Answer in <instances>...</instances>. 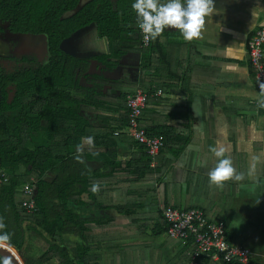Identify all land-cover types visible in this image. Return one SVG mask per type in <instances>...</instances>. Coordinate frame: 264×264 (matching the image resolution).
Returning <instances> with one entry per match:
<instances>
[{
    "label": "trees",
    "instance_id": "trees-1",
    "mask_svg": "<svg viewBox=\"0 0 264 264\" xmlns=\"http://www.w3.org/2000/svg\"><path fill=\"white\" fill-rule=\"evenodd\" d=\"M81 1L0 0L1 27L12 35L46 42L43 62L23 58L6 66L0 58V219L5 224L0 235L7 233L9 240L3 242L16 248L6 243L0 246L12 257L18 256L19 250L29 258V264H113L105 252L102 254L110 243L112 246L104 230L109 222L92 216L89 206L95 203L107 210L104 190L119 172L155 175V185L166 190L163 209L181 208L172 202V183L164 179L190 140L178 138L171 127L157 125L158 106L164 102V95L159 98L153 94L160 89L166 91L158 75L159 37L148 48L144 46L132 8L134 0H92L80 8ZM91 26H96L100 38L107 42L108 54L79 58L63 48L66 41ZM138 50L144 84L115 82L108 93L99 87L100 77L92 75L95 63L105 71L113 70L119 66L116 61ZM139 89L150 95L140 126L149 137L165 138L155 166L146 147L129 136L128 96ZM89 136L94 138L91 146L87 145ZM122 145L135 148L131 160H120ZM78 146H82L81 151H77ZM134 181L141 179L135 177ZM27 184L35 188L37 211L33 214L23 207ZM94 185L98 186L96 191ZM158 185L153 188L155 195ZM192 208L206 213L199 207L185 209ZM206 215L210 222L221 223ZM157 218L159 235L166 233L163 210ZM32 237L41 238L47 245L38 261L29 253ZM228 239L234 242L230 236ZM115 241V247L120 248L121 239ZM188 250L185 246L184 264L189 260ZM253 260L264 264L262 258L254 256ZM200 264L239 263L214 262L203 256Z\"/></svg>",
    "mask_w": 264,
    "mask_h": 264
},
{
    "label": "crops",
    "instance_id": "crops-1",
    "mask_svg": "<svg viewBox=\"0 0 264 264\" xmlns=\"http://www.w3.org/2000/svg\"><path fill=\"white\" fill-rule=\"evenodd\" d=\"M215 7L206 18L201 38L186 41L179 30L169 28L159 36L158 75L166 91L160 89L163 94L158 96L164 95V102L158 106L157 125L171 127L178 138L190 140L164 180L172 183V202L204 208L210 219H220L226 226L234 244L251 249L255 259L264 261V96L257 88L247 55L250 37L264 25V0H215ZM82 31L68 41L91 33ZM98 38L102 49L97 45L96 51L87 54L65 49L68 41L63 48L79 58L108 54L107 42L99 33ZM70 43V48L75 46L74 41ZM229 48L230 56L224 54ZM141 55L139 50L127 55L116 61L119 66L113 70L105 71L95 63L92 75L100 77L98 85L107 93L115 82L142 85L145 74L138 68ZM229 65L232 70H228ZM126 68L136 70L137 82L121 81L123 75L117 79ZM220 148L224 156L217 158L212 150ZM135 152L133 146L122 145L120 160H131ZM222 158L232 161L236 172L244 175L242 181L229 180L222 186L210 183L208 173ZM146 175L119 172L104 190L107 210L90 203L92 216L109 222L104 230L112 246L109 242L110 247H105L102 254L105 252L113 264H184L185 244L170 239L167 232L159 235L157 228L166 190L155 185V175ZM135 177L141 181L135 182ZM157 185L160 189L155 195L153 188ZM238 218L245 226L242 230L237 229ZM117 239H121L120 248L115 247Z\"/></svg>",
    "mask_w": 264,
    "mask_h": 264
},
{
    "label": "built area",
    "instance_id": "built-area-1",
    "mask_svg": "<svg viewBox=\"0 0 264 264\" xmlns=\"http://www.w3.org/2000/svg\"><path fill=\"white\" fill-rule=\"evenodd\" d=\"M143 43L146 48L151 45L152 40L146 38V34L140 29ZM247 52L251 67L254 71L258 90L264 96V25L250 37ZM163 94L158 90L153 96ZM150 95L139 89L128 96V107L130 109L129 136L136 142L146 147L147 153L155 166L165 145L163 136L149 137L147 130L140 126V119L148 105ZM2 177L7 178L5 174ZM27 200L23 207L27 213L33 214L37 211L35 203V188L27 184L23 188ZM163 218L167 223V234L172 240L182 242L189 246L188 263L200 264L203 256H209L214 262L239 264H256L253 260L255 254L251 249L229 241L226 226L222 223L210 222L205 212L198 208L176 209L168 207L163 209Z\"/></svg>",
    "mask_w": 264,
    "mask_h": 264
},
{
    "label": "clouds",
    "instance_id": "clouds-1",
    "mask_svg": "<svg viewBox=\"0 0 264 264\" xmlns=\"http://www.w3.org/2000/svg\"><path fill=\"white\" fill-rule=\"evenodd\" d=\"M132 8L136 13L138 26L146 34V38L156 40L166 28L179 30L186 41H193L202 36V30L206 23V18L210 17L216 10L215 0H134ZM225 55L230 56L232 50L229 48ZM232 70L233 66H227ZM88 145H93L94 138H86ZM82 146L77 147L81 151ZM217 158L224 156V149H213ZM256 157H253L255 161ZM255 163L252 170H255ZM209 181L217 186H222L229 180L242 181L243 174H238L232 166V161L228 158L218 159L216 167L208 173ZM98 186H93L96 191ZM5 224L0 219V229H4ZM9 235H0V241H8ZM0 264H10L8 258H0Z\"/></svg>",
    "mask_w": 264,
    "mask_h": 264
},
{
    "label": "rangeland",
    "instance_id": "rangeland-1",
    "mask_svg": "<svg viewBox=\"0 0 264 264\" xmlns=\"http://www.w3.org/2000/svg\"><path fill=\"white\" fill-rule=\"evenodd\" d=\"M91 1L92 0H82L80 3V8H83L86 4H88ZM72 14H70V16ZM87 32H91V33H89L87 36L82 35V37H78V39L73 40L75 42V46H73L72 48H70L71 47L70 45L72 44L70 42L73 41H68L69 45L68 43L67 44L65 43L66 44L65 49H70L71 51H74L76 54H78V51L85 54L90 53L91 51H96V47L98 45L97 43L98 41H100L98 38V32L96 26H91L89 28L84 29L82 31V34H85ZM95 35L97 39H95ZM45 45H46L45 40L36 39L35 37H30V36L25 37L22 35H14V34L12 35V33L6 27L4 28L0 26V58L2 63L6 66H8L13 62H19L23 58H26L28 62H35V61L43 62V60H45L46 58L45 56L46 51L44 48ZM98 46L99 48L102 49V44ZM136 55L137 54L132 55L136 60V61L133 60V64L137 62ZM126 69L127 70H122L121 72L118 73L119 77L117 79L119 80V78H121L123 75L121 81L128 80L129 82L131 81L132 83H135L134 81H136V78L134 80V77H136L135 75L136 73L134 72L136 70L134 68H126ZM130 73H134V75ZM178 206L184 209L186 207L184 203ZM236 222L238 223L237 229L242 230L243 227H245L244 224L242 223L241 218H238ZM32 238H33L31 242L32 249L29 250V253H31L34 256V261H38L45 253L47 245L41 238L38 237H32ZM13 257L14 259L16 258L15 255ZM16 262L17 264H26L24 260L22 263H19L18 261Z\"/></svg>",
    "mask_w": 264,
    "mask_h": 264
},
{
    "label": "water",
    "instance_id": "water-1",
    "mask_svg": "<svg viewBox=\"0 0 264 264\" xmlns=\"http://www.w3.org/2000/svg\"><path fill=\"white\" fill-rule=\"evenodd\" d=\"M0 243H6V242L0 241ZM6 244H9V243H6ZM9 245L12 246L11 244H9ZM12 247H14V246H12ZM14 248H16V247H14ZM17 251L19 253V256L24 260V262L27 263L24 254L22 252H20L19 250H17ZM0 257L8 258L10 260V264H17L16 260H14L9 254H7L2 249H0Z\"/></svg>",
    "mask_w": 264,
    "mask_h": 264
},
{
    "label": "flooded vegetation",
    "instance_id": "flooded-vegetation-1",
    "mask_svg": "<svg viewBox=\"0 0 264 264\" xmlns=\"http://www.w3.org/2000/svg\"><path fill=\"white\" fill-rule=\"evenodd\" d=\"M25 256V255H24ZM15 259H16V261H18L19 263H22L23 262V260H22V258L18 255V256H16L15 255ZM14 259V258H13ZM14 259V260H15ZM25 259H26V261H27V263L26 264H29V258L27 257V256H25Z\"/></svg>",
    "mask_w": 264,
    "mask_h": 264
},
{
    "label": "bare ground",
    "instance_id": "bare-ground-1",
    "mask_svg": "<svg viewBox=\"0 0 264 264\" xmlns=\"http://www.w3.org/2000/svg\"><path fill=\"white\" fill-rule=\"evenodd\" d=\"M0 244H2V243H0ZM0 249H2V247H0ZM3 250V249H2ZM4 251V250H3ZM11 256V255H10ZM12 257V256H11ZM13 258V257H12Z\"/></svg>",
    "mask_w": 264,
    "mask_h": 264
}]
</instances>
